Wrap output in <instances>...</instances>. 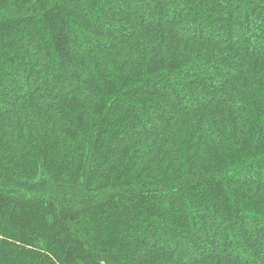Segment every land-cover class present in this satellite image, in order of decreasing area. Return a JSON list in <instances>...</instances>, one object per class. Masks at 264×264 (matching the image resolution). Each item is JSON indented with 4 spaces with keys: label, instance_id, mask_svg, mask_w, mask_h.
<instances>
[{
    "label": "trees",
    "instance_id": "obj_1",
    "mask_svg": "<svg viewBox=\"0 0 264 264\" xmlns=\"http://www.w3.org/2000/svg\"><path fill=\"white\" fill-rule=\"evenodd\" d=\"M0 264H264V0H0Z\"/></svg>",
    "mask_w": 264,
    "mask_h": 264
}]
</instances>
